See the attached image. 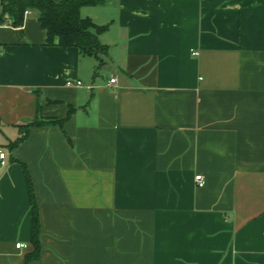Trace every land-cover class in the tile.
<instances>
[{
  "label": "crops",
  "instance_id": "1",
  "mask_svg": "<svg viewBox=\"0 0 264 264\" xmlns=\"http://www.w3.org/2000/svg\"><path fill=\"white\" fill-rule=\"evenodd\" d=\"M81 15L109 27L99 77L95 58L46 45L35 12L0 22V264H264V0ZM39 118L65 122L12 150Z\"/></svg>",
  "mask_w": 264,
  "mask_h": 264
},
{
  "label": "trees",
  "instance_id": "2",
  "mask_svg": "<svg viewBox=\"0 0 264 264\" xmlns=\"http://www.w3.org/2000/svg\"><path fill=\"white\" fill-rule=\"evenodd\" d=\"M107 0H0V22L14 28L24 25L30 12L37 14V19L46 32V45L57 44L63 49L78 48L83 56L97 60L96 72L106 64L108 46L100 41V35L108 30V26H99L92 19L81 15V9L86 6H103ZM72 112V111H70ZM65 120L36 119L19 125L21 137L10 145L13 150L29 136L30 129L41 126L59 125L63 127ZM28 190L33 213L32 243L35 251L27 258V262L36 259L40 253V221L39 210L34 194L33 183L25 168Z\"/></svg>",
  "mask_w": 264,
  "mask_h": 264
},
{
  "label": "built area",
  "instance_id": "3",
  "mask_svg": "<svg viewBox=\"0 0 264 264\" xmlns=\"http://www.w3.org/2000/svg\"><path fill=\"white\" fill-rule=\"evenodd\" d=\"M193 55H198L197 52H193ZM79 86L82 85V83L79 81L77 83ZM110 85H113V84H116V79L115 78H112L109 82ZM6 153L4 152H0V165L1 166H5L6 165ZM196 181L198 182V185L199 187H204L205 186V179L202 175H199L196 177ZM17 248L18 249H23V248H26V245L25 244H22V243H19L17 244Z\"/></svg>",
  "mask_w": 264,
  "mask_h": 264
},
{
  "label": "rangeland",
  "instance_id": "4",
  "mask_svg": "<svg viewBox=\"0 0 264 264\" xmlns=\"http://www.w3.org/2000/svg\"><path fill=\"white\" fill-rule=\"evenodd\" d=\"M99 74H100V75H98V77L101 76V75H103V73L101 72V70L99 71Z\"/></svg>",
  "mask_w": 264,
  "mask_h": 264
}]
</instances>
